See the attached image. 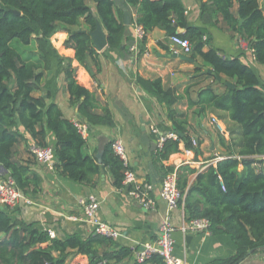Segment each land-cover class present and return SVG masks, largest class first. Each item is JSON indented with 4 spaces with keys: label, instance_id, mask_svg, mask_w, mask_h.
Masks as SVG:
<instances>
[{
    "label": "trees",
    "instance_id": "obj_1",
    "mask_svg": "<svg viewBox=\"0 0 264 264\" xmlns=\"http://www.w3.org/2000/svg\"><path fill=\"white\" fill-rule=\"evenodd\" d=\"M199 1L200 15L205 23L232 36L239 35L248 42L257 61L264 64V12L260 0ZM126 3L135 10L136 24L144 29L146 35L156 27L164 28L168 36L177 34L178 28L186 29L185 33L177 35L190 40L193 47L190 57L194 62L201 61L200 66L195 67L193 79L196 82L187 85L183 92L174 88L164 89L161 77L153 80L138 78L143 89L160 104H167L168 119L179 135L178 139L166 140L163 147L155 151L157 160L162 161L178 152L181 141L187 148H193L185 125L187 121L177 118L176 111L171 108L178 100L186 97L189 107L198 105L202 112L209 108L227 111L231 120L238 124V138L232 142V152L229 153L236 157L221 159L216 167L211 166L206 172L198 174L195 184L187 189L185 202L189 220L207 218L210 230L233 238L237 254L220 263L238 264L250 250L264 247V157L252 158L255 155L264 156L262 82L240 57L223 58L215 48L203 50L207 39H202L210 37V34L205 28L189 26L182 0H126ZM95 13L106 32L108 46L122 47L126 27L122 16L119 18L117 15L115 0H0V164L10 171L23 193L29 189L38 193L41 183V177L31 168L34 160L30 148H23L28 140L24 132L39 146L49 145L48 133L53 132L58 171L83 184L97 182L100 165L94 157L85 153L86 140L74 122L64 116L57 103L48 101L51 95L46 98L34 95L56 58L63 66L70 99L79 102L78 112L82 122L89 127L115 124L108 106L77 80V68L72 65V59L60 56L51 42L58 30L77 26L82 18L88 28L86 30H94ZM87 31L81 28L69 30L64 46L74 49L75 58L92 69L96 78L101 71V54ZM32 42L37 50L28 55L26 47L21 50L20 44L30 46ZM220 74L234 80L235 87L230 88L226 80V83H220L224 91L219 92L214 79ZM208 79L213 82L200 86L196 97H192L193 87ZM26 154L27 157H24ZM104 162L111 167L115 186L122 188L124 167L115 155L112 143L105 149ZM183 169H188L190 173L194 170L181 166L175 171L180 172L178 186L185 194L188 180L181 172ZM169 171L174 172V168ZM195 192L201 197L193 199ZM5 208L0 205V264H64L69 255L68 249L90 255V264H99L103 260H107L106 264H125L124 260L131 254L129 248H121L114 253L97 252L95 243L112 241L98 234L87 239L73 234L66 240H59L51 238L48 232L38 230L33 224L18 226ZM2 233L5 234L3 238ZM49 241L48 246H41ZM54 251H60V257L55 258ZM142 264L167 263L162 256L155 254Z\"/></svg>",
    "mask_w": 264,
    "mask_h": 264
},
{
    "label": "crops",
    "instance_id": "obj_2",
    "mask_svg": "<svg viewBox=\"0 0 264 264\" xmlns=\"http://www.w3.org/2000/svg\"><path fill=\"white\" fill-rule=\"evenodd\" d=\"M186 7V15L190 27H202L209 32L203 50L215 48L223 58L240 57L241 61L249 65L258 75L264 87V64L257 61L247 41L239 35H230L218 27L212 26L202 19L200 15L199 0H182ZM264 12V0H260ZM115 9L118 17L122 16L126 27L124 47L112 48L106 46L100 55L101 71L96 78L89 69L75 58V50L66 48L64 41L69 36V30L81 28L88 29L83 21L79 25L65 27L64 35L59 37L60 44L53 48L60 56L72 59V65L77 68V80L80 84L95 92L103 105L108 106L114 119V125H93L89 127L88 136L85 138V153L94 157L100 165V173L93 185L83 184L62 175L57 167L50 169L39 164L34 156L31 168L41 177L40 190L33 193L30 189L24 195L31 201L24 200L15 208H5L6 213L18 226L33 224L40 231L53 230L55 239L66 240L70 235H79L87 239L93 234L92 225L86 220L80 200L90 194L97 197L99 208L97 216L120 231L118 239L108 243H95L99 253H114L121 248H129L133 244H154L159 237L162 223L169 219L172 226L174 247L173 254L185 264H218L237 254V244L226 233H208L185 229L189 222V214L185 207L187 189L193 186L198 174L206 172L211 166L216 167L218 161L234 156L230 148L232 142L238 138V124L231 120L229 112L209 108L200 111V106L189 107L188 100L181 99L172 105L177 118L187 121L186 129L192 138L193 148H187L184 141L179 144V151L172 153L167 159L157 160L155 151L159 150V139L167 133L175 132V125L168 119L169 108L166 103L160 104L157 99L138 83V78L153 80L161 77L164 89L183 90L189 84L196 82L194 62L184 60L180 53L173 51L175 46L169 39L166 30L156 27L146 35V40L140 37L137 31L135 10L126 3V0H115ZM129 16V23L125 22V14ZM187 30L178 28V33ZM105 53V55L103 54ZM190 56V55H188ZM201 61H197L198 63ZM92 64V61H90ZM200 66V65H199ZM210 67V66H208ZM205 67L211 72V69ZM211 68V67H210ZM233 84L234 80L226 75H217ZM219 92L224 88L220 83ZM213 82L212 79L200 81L193 87L191 96L196 97L198 88ZM231 88V87H230ZM264 91V90H263ZM35 96L48 97L49 102L57 103L64 116L72 121L79 120L78 101L70 99L66 90V81L63 66L54 58L51 68L47 71L41 86ZM177 132V131H176ZM178 133V132H177ZM28 140L23 148H30L34 142L24 132ZM182 135V134H181ZM48 144L55 146L56 138L53 132L48 133ZM197 141V144L193 142ZM124 143L129 156L131 169L137 176L139 183L153 182L156 187L153 192L155 207L147 209L141 206L129 193V188H118L114 184L111 167L104 162L106 147L114 141ZM32 154V153H31ZM29 156V155H28ZM98 156H101L99 161ZM27 157V154L24 155ZM264 156H253L259 159ZM247 158V157H246ZM181 166H189L194 172L183 169L187 178L183 202L177 208L169 210L165 200L160 194V184L164 175L173 173L174 168L178 184V174L175 171ZM243 167H240L242 170ZM103 171V172H102ZM0 172L5 174L3 168ZM7 174H10L8 171ZM182 175V174H181ZM179 187V186H178ZM201 195L193 194V199ZM5 237V234H1ZM50 241L41 246L46 247ZM69 255L64 264H90V255L76 249H68ZM55 258L60 257V251H54ZM146 262V261H145ZM125 264L137 263L131 254L124 260ZM142 264V263H141ZM222 264V263H220ZM238 264H264V247L252 249Z\"/></svg>",
    "mask_w": 264,
    "mask_h": 264
},
{
    "label": "built area",
    "instance_id": "obj_3",
    "mask_svg": "<svg viewBox=\"0 0 264 264\" xmlns=\"http://www.w3.org/2000/svg\"><path fill=\"white\" fill-rule=\"evenodd\" d=\"M138 34L141 38H144L146 32L141 26H137ZM178 34V33H177ZM169 36L170 41L175 46V53L189 55L193 51L192 44L188 38H182L179 35ZM205 38V37H204ZM74 125L78 128V131L84 138L88 136L89 126L87 123L74 120ZM179 135L175 132L165 134L159 139L160 149L168 139H178ZM193 142L197 144V141L193 139ZM112 148L116 156H118L124 167V179L123 185L129 188V193L133 198L147 209L155 207V200L153 192L156 185L153 182L139 183L135 172L130 167L129 156L126 151L124 143L120 140L112 143ZM30 150L36 159V161L49 167L50 169L56 168L57 153L55 146H39L33 144ZM224 188V186H223ZM160 194L165 200L169 210H173L182 204L184 193L180 190L177 184L176 174L168 173L164 176L160 184ZM24 200L26 203L31 201L24 195L23 191L18 188L16 181L11 174L0 172V205L6 208H15L20 202ZM84 209L86 220L92 225L93 233L102 235L113 240L118 239L120 231L109 223L101 220L97 216L99 208V201L97 197L90 194L80 200ZM185 229L193 231H200L208 233L210 230V221L207 218H195L189 220ZM175 227L172 226L169 219L165 220L160 227V234L156 243L154 244H140L136 243L129 247L131 256L133 255L137 263H143L151 259L155 254H159L163 257L167 264H185L184 260L173 254L174 239L173 232ZM51 237H55L53 230L49 231ZM107 260L101 261L99 264H106Z\"/></svg>",
    "mask_w": 264,
    "mask_h": 264
},
{
    "label": "water",
    "instance_id": "obj_4",
    "mask_svg": "<svg viewBox=\"0 0 264 264\" xmlns=\"http://www.w3.org/2000/svg\"><path fill=\"white\" fill-rule=\"evenodd\" d=\"M15 13H18L16 11H14ZM95 16L97 17L96 19V28L94 30H82V31H87L90 35H91V38H92V43L93 45L95 46V48L97 49V51H102L106 46H108V41H107V35H106V32L104 31L103 27H102V24L100 22V20L98 19V16L97 14L95 13ZM242 21V20H241ZM125 22L126 23H129V16L128 14L126 13L125 14ZM127 32V31H126ZM124 47V46H122ZM178 56H180L181 58H183L184 60H188V61H191V62H194V59H192L190 56L188 55H185V54H179ZM196 65H198L196 62H194ZM89 71L92 75H94V72L92 71V69L89 68ZM219 76H217V80L216 82H223V83H226V81L222 78H218ZM229 87L231 88H234L235 85L234 84H231L229 82L226 83ZM98 159L100 162L101 161V156H98ZM0 167L4 169L5 173L8 172V170L2 165L0 164ZM103 172V171H102Z\"/></svg>",
    "mask_w": 264,
    "mask_h": 264
},
{
    "label": "rangeland",
    "instance_id": "obj_5",
    "mask_svg": "<svg viewBox=\"0 0 264 264\" xmlns=\"http://www.w3.org/2000/svg\"><path fill=\"white\" fill-rule=\"evenodd\" d=\"M93 7L94 5L92 4V2H89ZM62 35H64V33L62 32V30H58L53 36H52V42L55 46H57L58 44H60V41L58 40L59 37H62ZM21 46V50H23L22 48L26 47V50H25V53L28 54V55H31L32 53L35 52V50H37L36 46H35V43L32 42L30 44V46H25V44H20ZM37 90H35V92H37Z\"/></svg>",
    "mask_w": 264,
    "mask_h": 264
},
{
    "label": "clouds",
    "instance_id": "obj_6",
    "mask_svg": "<svg viewBox=\"0 0 264 264\" xmlns=\"http://www.w3.org/2000/svg\"><path fill=\"white\" fill-rule=\"evenodd\" d=\"M190 55V54H189ZM33 155V154H32ZM8 173V172H7Z\"/></svg>",
    "mask_w": 264,
    "mask_h": 264
}]
</instances>
